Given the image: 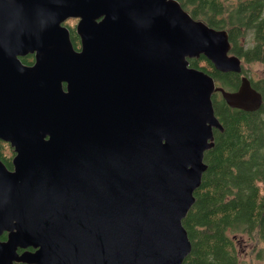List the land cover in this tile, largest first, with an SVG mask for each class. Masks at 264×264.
<instances>
[{
    "label": "water",
    "instance_id": "95a60500",
    "mask_svg": "<svg viewBox=\"0 0 264 264\" xmlns=\"http://www.w3.org/2000/svg\"><path fill=\"white\" fill-rule=\"evenodd\" d=\"M231 47L179 0H0V140L15 151L12 169L0 158V264L29 245L19 259L41 264H182L223 129L212 92L263 103L249 76L226 91L190 65L242 73Z\"/></svg>",
    "mask_w": 264,
    "mask_h": 264
},
{
    "label": "trees",
    "instance_id": "16d2710c",
    "mask_svg": "<svg viewBox=\"0 0 264 264\" xmlns=\"http://www.w3.org/2000/svg\"><path fill=\"white\" fill-rule=\"evenodd\" d=\"M179 1L194 18L227 29L230 52L239 55L242 63L264 64V0ZM189 61L213 75L217 85L238 87L241 73L221 71L204 55ZM252 83L263 95L256 111L233 108L221 91L213 93L224 130H215V146L204 157L208 168L183 219L192 242L183 264H264V78ZM4 144L0 140V158L11 166ZM244 233L248 236H238ZM243 241L251 242L246 254L240 247Z\"/></svg>",
    "mask_w": 264,
    "mask_h": 264
},
{
    "label": "rangeland",
    "instance_id": "374dc122",
    "mask_svg": "<svg viewBox=\"0 0 264 264\" xmlns=\"http://www.w3.org/2000/svg\"><path fill=\"white\" fill-rule=\"evenodd\" d=\"M226 1L227 2H230L232 0H226ZM78 21H79V18L77 19V17H70L67 20H65L64 25H66V26H73L74 31H75V27H76ZM76 36H77V33H76ZM247 45H249V43ZM247 45H245V46H247ZM242 65L244 67V71H243V67H242L243 73H241V75L242 74H245V75L249 76V78L251 79V81H254V82L262 81V79L264 78V64L263 63L258 62V61L246 62V61L243 60ZM2 148H3L4 155H6L8 158H10V157L13 158V156L15 154V151H14V148L10 145L9 142H6V144L2 145ZM242 235L248 236L246 233L240 234L238 236L241 237ZM240 247H241L242 251L246 254V252L249 249H251V242L249 243V242L243 241L240 244Z\"/></svg>",
    "mask_w": 264,
    "mask_h": 264
},
{
    "label": "flooded vegetation",
    "instance_id": "af4514ba",
    "mask_svg": "<svg viewBox=\"0 0 264 264\" xmlns=\"http://www.w3.org/2000/svg\"><path fill=\"white\" fill-rule=\"evenodd\" d=\"M78 19V18H77ZM70 28V33H71V39L74 43V46L76 49H80L81 47V43H80V38L79 36L77 35L78 39H74V36L76 34V32L74 31V28L73 26H68ZM21 60L25 63V64H33L34 61H35V55L32 54V53H29L27 55H24V56H20ZM238 88V87H237ZM217 128H214V131L216 130ZM2 159V158H1ZM3 160V159H2ZM12 160V158H11ZM4 161V160H3ZM5 162V161H4ZM8 166V165H7ZM8 168L12 169L13 168V165L11 163V166H8ZM7 236H8V232L7 231H1L0 233V243L4 242L6 239H7ZM38 248V247H37ZM36 247L32 246V245H29L27 247H18L17 248V258L13 259L12 261V264H41V263H35V262H31V261H28V260H23V259H19V257L22 256L23 253L25 252H35L37 250Z\"/></svg>",
    "mask_w": 264,
    "mask_h": 264
},
{
    "label": "bare ground",
    "instance_id": "6f19581e",
    "mask_svg": "<svg viewBox=\"0 0 264 264\" xmlns=\"http://www.w3.org/2000/svg\"><path fill=\"white\" fill-rule=\"evenodd\" d=\"M235 54V53H234ZM237 55V54H236ZM238 57H239V59H240V61H241V65H242V58L239 56V55H237ZM222 71V70H221ZM224 72H228V71H224ZM213 76V75H212ZM224 87V86H223ZM224 89L226 90V91H235L236 89H234V90H231V89H228V88H226V87H224ZM215 92V91H214ZM214 92H212V94H211V98H212V102H213V93ZM222 95H223V93H222ZM223 98L225 99V97L223 96ZM226 100V99H225ZM226 102H227V100H226ZM228 103V102H227ZM228 105L229 106H231L229 103H228ZM214 106V105H213ZM232 107V106H231ZM233 108H235V107H233ZM222 130H224V128L222 129ZM209 142H214V145L212 146V147H214L215 146V131H214V138H213V140H211V139H209ZM212 147H210V148H212ZM210 148H208V149H206L205 151H204V157H205V152L207 151V150H209ZM204 162L207 164V162L205 161V159H204ZM207 168H208V164H207ZM206 168V169H207ZM205 169V170H206ZM205 170L203 171V174H204V172H205ZM203 174H202V178H203ZM201 183H202V179H201ZM201 185V184H200ZM200 185H199V187H200ZM199 187H197V188H199ZM196 188V189H197ZM195 192V191H194ZM195 195V194H194ZM195 199H196V197H195ZM264 205V204H263ZM263 209H264V207H263ZM188 232V231H187ZM188 236H189V234H188ZM191 244H192V242H191ZM185 260V259H184ZM184 260H183V262H184ZM183 262H182V264H183Z\"/></svg>",
    "mask_w": 264,
    "mask_h": 264
}]
</instances>
